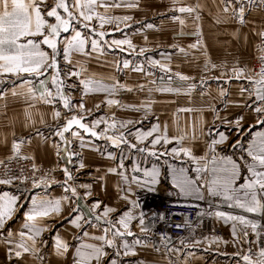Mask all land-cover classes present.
Returning <instances> with one entry per match:
<instances>
[{"label":"snow or ice","instance_id":"obj_1","mask_svg":"<svg viewBox=\"0 0 264 264\" xmlns=\"http://www.w3.org/2000/svg\"><path fill=\"white\" fill-rule=\"evenodd\" d=\"M220 2L224 5L223 12L228 13L231 10L240 23L245 22L247 11L254 8L264 10V0ZM140 6V0H0V83H5L8 77H14L21 81L18 87L27 89V99L52 106V118L58 122L52 135L58 137L65 145L61 148L56 144V154L58 158H66V164L61 169L64 174L62 182L56 181L52 175L55 169L37 175L41 170L35 163V157L21 153L23 137L19 143L14 139L11 143V154L0 158V167L3 168L0 186H13L19 193L0 191V235H3L8 223L27 203V211L24 212V222L21 225L23 230L18 233L7 230L4 242L8 245L9 258L22 259L24 255L32 254L40 264H44L45 257L41 249L47 242L42 239V235L51 230L47 221L54 218H62L70 227L77 229V238L82 234L92 241L82 242L75 247L73 264H124L125 258L136 257L139 251L146 249L160 253L167 259V264H175L170 258L172 254L179 259L185 249L199 247L206 242L209 247L213 244L228 243L216 235L196 237L195 230L200 225L194 226L188 216H184L182 223L174 225L177 230L187 229L190 233L189 236L175 238L179 241V247L167 231L156 232V222L165 221L166 216L163 213H152L150 220L141 210V203L133 198L136 189L150 193L157 191L162 174L160 167L155 163L150 168L142 169L133 161L132 174L129 175L124 160L130 158L121 156L115 167L107 168V173L120 177L117 191L119 199L125 203L124 209L95 199L92 186L77 185L72 170L67 166L73 162V157L78 155L69 150L72 143L68 138L70 135L79 141L82 148L94 149V141L102 140L119 149L121 154L125 149H129L156 161L164 159L167 164L166 174L170 177L175 194L186 201L179 206L194 209L198 219L209 217L226 225L230 224L232 245L238 247V251L232 255L237 258L239 264H264V131L257 132L245 146L238 138L245 131V117L239 116L229 120L227 117H221L219 111L213 108L216 119L220 120L230 133L235 132L237 138L232 141L231 136L224 131H214L218 127L215 123L206 130L201 127V134L208 139L204 141V154L198 156L191 143L185 144L186 140L200 139V136L196 135L195 122L191 125V137L187 129H182L179 134L174 135L170 133L167 123H160L159 116L153 109V104L157 101L151 98L152 93L191 95L197 84L190 83L194 81L193 77L173 70L171 54L160 53L161 59H156L148 55L150 50L147 47H138L128 37L108 39L113 37L115 32H123L121 24L130 27L128 22L134 20L132 15H112V11L121 8L139 10ZM202 7L199 2L191 5L184 3V0H170L169 11L189 16L195 14L194 18L199 20L197 9ZM171 19L178 20L181 25L185 23L177 15H173ZM146 27L151 29L154 25L147 24ZM193 34L200 35L199 31ZM180 35L185 33L181 32ZM258 35L264 38V31ZM144 40L147 44V36ZM199 43L198 40L196 44L189 45V48H196ZM117 51L143 59H105L104 64L114 67L117 72L130 70L140 73L149 78L147 84L138 83L133 87L120 82L115 76L107 77L111 82L105 83L103 79L97 78L96 73H90L80 60L73 61L75 55L99 61ZM179 51L184 53L185 49L179 48ZM259 59L261 66L258 72L252 73L251 69L246 71L245 68L236 66L230 71L236 79L244 77L251 85L240 89L242 94L247 93V100L242 106L255 113L256 125L264 127V56ZM205 67L207 68V63ZM216 67L212 65L213 69ZM154 69L163 75L157 77ZM226 75L227 73H221V76ZM73 78L78 84L67 83ZM205 83L207 81L201 77L200 86ZM77 86L80 87L81 97L79 102L73 103L68 89H75ZM145 89L149 94L148 98L138 104L124 103L115 98L121 92ZM92 93H104L106 96L105 100L94 105L97 111L106 104L143 115L138 120L119 119L115 113L96 116L93 109L86 107L84 99ZM220 94L225 96L227 93L222 89ZM12 95H19L15 88L12 89ZM3 96L4 90L0 89V98ZM57 105H62L63 109L68 110V114L63 118ZM177 111L191 112L193 109L180 108ZM26 116L31 119L27 110ZM149 116H153L156 122L149 128H144V121ZM61 119L62 123L59 122ZM41 123H45L43 118ZM36 132L44 141L49 139L39 129ZM4 143H7L6 138ZM218 146L230 147L233 151L231 154H223L222 150H218ZM106 156L108 159H116L111 151H108ZM166 158L181 161L187 159L195 166L191 169L175 167L168 163ZM22 160L33 161L31 175H25L23 168L16 174L11 167L13 161ZM85 167L81 161L79 168ZM28 182L31 183V188L24 187ZM55 184L60 185L63 194L50 197L48 192ZM38 189L40 192L36 193L35 190ZM90 200L91 203H88ZM200 201L206 202L208 207L202 209L197 203ZM65 212L68 213L67 216H64ZM169 227L173 225L169 223ZM88 229H95L96 234ZM134 229L141 235L138 236ZM16 235L20 237L19 242L14 239ZM156 235L159 236V245L152 243ZM128 238H132L131 241ZM53 241L54 254L60 257L66 256L72 247L60 235L54 236ZM187 255L192 253L188 252ZM139 264H146V261L140 260Z\"/></svg>","mask_w":264,"mask_h":264},{"label":"crops","instance_id":"obj_2","mask_svg":"<svg viewBox=\"0 0 264 264\" xmlns=\"http://www.w3.org/2000/svg\"><path fill=\"white\" fill-rule=\"evenodd\" d=\"M223 7L224 5H217L215 7V19L213 22H206V24L203 25V33L205 34V38H208L209 42L214 47L212 52L215 53L216 58H220L222 60L231 59L234 62V66H237L242 61H246L248 58L250 59L253 56L257 42L261 38L258 33L264 31V21L262 22L257 15L263 14L264 12L257 8L247 11L245 15V22L240 23L238 18L232 15L231 10L228 13H224ZM123 38H125V36ZM110 55L111 53L106 57H102L99 61L94 58L87 60L82 56L75 55L73 57V61L75 62L76 60H80L90 73H96L97 78L103 79L105 83H110L111 81H109L107 77L116 76L117 74L114 67L104 64L105 59L110 61ZM58 59L60 58L58 57ZM249 59L244 63L245 67L243 68H245L246 71L249 69L247 64ZM61 64H64L62 59ZM134 74L137 73L134 72ZM13 81H15V83H13ZM119 81L126 83L122 81L121 78H119ZM245 81L242 85L251 87V85ZM67 83L78 84L75 78L67 81ZM20 84L21 81L16 80L14 77H8L5 83H0V88L3 87L2 89L4 90V96L3 98H0V158L11 154L10 148L14 139L19 143L20 138L23 137L24 142L21 144V153L35 157L36 164L41 168V171L38 172L37 175H41L45 171L55 169V171L52 172V175L56 181L62 182L64 180V174L61 169L66 164V158L57 157L55 145L59 144L61 148L65 147V145L60 142L58 137L52 135V131L58 123L52 118V106L45 105L39 101L27 99V89L18 87ZM126 84L130 85L131 83ZM235 87L236 85L232 84V97L234 98V104H232L234 105L232 120L239 116L245 117L243 121L245 131L243 135H240L238 138L245 143V146H247V143L252 140L253 136L257 132L264 131V127L255 124V113L242 106L245 101L234 97L236 95L234 94ZM13 88L16 89L19 95H12ZM68 91L72 96L73 103L79 102L81 97L80 87L77 86L75 89H68ZM124 95L127 96V92H121L115 98L122 100L124 103H138V100L136 99L127 100ZM105 98L106 96L104 93H92L85 96L84 99L86 107L93 109L96 116L115 113L116 117L119 119L138 120L141 118L142 113L124 110L117 106H108L106 104L97 111L94 105L105 100ZM31 104H34L35 106L29 107ZM56 107L61 110L62 118L68 114V110L63 109L62 105H57ZM26 110L27 113L31 115V119H28L26 116ZM41 118H43L45 123H41ZM163 121L173 123L174 116L172 115L171 117L169 115V110H167V114L164 116ZM186 121L190 122L189 119H186ZM59 122L62 123L63 120L61 119ZM152 123H150V125L144 124L143 127L149 128ZM37 129H39L45 137H49V139L44 141L37 135ZM13 133L15 135H13ZM231 134V140L233 137L235 140L237 138V134L235 132H232ZM5 138L7 140L6 144L4 143ZM68 138L72 141L69 146V150L77 153L78 155L74 156L73 162L67 166L72 170L73 175L75 176V183L77 185L90 184L92 186L95 199L102 200L105 204L110 206L124 209L125 203L119 199V193L117 191V185L120 183V177L115 174L107 173V168L115 167L121 156H127L130 159H125L124 163L129 175L132 174L131 168L133 167V161L139 164L142 169L150 168L152 164L155 163L158 167H160L162 174L161 183L157 185V191L155 192H157L160 197L172 194L179 200L184 201L175 194V190L171 186L170 177L166 174L167 164L164 163V159L156 161L154 158L137 154L134 150L129 149H125L121 154L119 149L113 148L110 144L102 140L94 141V149H90L88 147L82 148L78 140L73 139L70 135H68ZM108 151L113 152L116 159H108L106 156ZM237 155H239V153H237ZM166 159H168V163L173 164L175 167H186L191 169L195 166L187 159L183 161L172 160L171 158ZM81 161L86 165L83 169L79 168ZM98 177H104L105 179L99 180L97 179ZM24 187L31 188V183H26ZM0 191H10L14 194H19L17 193L16 188L11 186H0ZM35 192L39 193L40 190H35ZM135 192L136 194L138 192L142 193L139 197L135 194L133 198L137 199L141 203V210L144 211L148 191L136 189ZM81 193H83V189H81ZM62 194L63 191L59 184L53 185L48 192L50 197H59ZM88 203H91V200L88 201ZM25 211H27V203H25L24 209L19 211L14 219L8 223L7 230H11L14 233H18L23 230L21 225L24 222ZM67 215L68 213L65 212L64 216ZM47 223L49 224L51 230L44 232L42 235V239L47 242L41 249L45 257L44 264H73L75 247L82 242H92L90 238H86L82 234H79L77 238V229L70 227L62 218H54L48 220ZM218 224L224 231L225 224L220 221H218ZM7 230H4L3 237L0 238V264H40V262L32 254H26L22 259H16L15 257H12L11 259L9 258L8 245L4 242L5 237L7 236ZM88 230L96 234L95 229ZM135 231L138 236L141 235L138 230ZM56 235L63 237L72 246L66 256L60 257L54 254L53 237ZM14 239L19 242L20 237L16 235L14 236ZM128 239L131 241L132 238ZM152 243L159 245V242L154 238L152 239ZM177 247H179V244ZM236 251H238V247H233L231 241L226 245V247L220 246V244H213L209 247L206 242L199 247L185 249L179 259H177L175 254H172L170 258L175 262V264H184L185 257L186 264H206V260L209 261L208 258L212 256V264H228V260L233 258L230 256ZM188 252H191L192 255L186 256ZM224 256L228 257L227 260L223 259ZM140 260L146 261V264H167V259L152 249L141 250L136 257L125 258L124 264H139ZM232 264H239L236 257L233 258Z\"/></svg>","mask_w":264,"mask_h":264},{"label":"rangeland","instance_id":"obj_3","mask_svg":"<svg viewBox=\"0 0 264 264\" xmlns=\"http://www.w3.org/2000/svg\"><path fill=\"white\" fill-rule=\"evenodd\" d=\"M197 2L203 6L202 8L197 9L200 17L199 20L194 18L195 14L189 16L188 14L169 11L170 0H140L141 6L139 10H127L123 8L114 9L111 13L112 15H132L134 20L128 22L131 25L130 27H124V25L121 24L123 32H115L114 36L108 37V39H122L124 36L128 37L132 39L133 43L138 47H147L150 50L148 55H152L156 59H161L160 53L171 54V65L173 70L194 78V81H190V83L195 82L197 88L192 91L191 95L183 93L161 94L153 92L151 98L157 101V103L153 104V109L156 115L159 116L161 124L167 123L166 121H163L164 116L167 114V110H169V115L171 117L172 115L174 116L173 123H167L170 127L169 131L171 134L176 135L179 134L180 130L187 129L188 135L191 137V125L195 122L196 135L200 136V139L197 141L186 140L185 144L187 145L191 143L194 147L195 154L199 156L204 154V141L208 139L207 136L201 134V127L206 130L209 126L215 123L218 127L214 129V131H224L226 134H229L230 136L232 135V132L230 133L227 131L228 128L223 126L220 120L216 119V113L212 109H217L221 117H227L229 120H232V114L234 113V105H232L234 104V98L232 97V84L236 85L234 90V94H236L234 97L236 99L240 98L243 101H246L247 94H242L240 91L241 87H244L242 85L245 81L244 77L236 79L234 74L230 71L234 66V62L231 59L222 60L216 58L215 53L212 52L214 47L209 42V39L205 38V34L203 33V25H205L206 22H213L215 19V7L217 5H223L220 0H184V3L191 5H195ZM100 11H103V9H100ZM260 11L264 12V10ZM173 15L180 16L185 23L181 25L178 20H172L171 17ZM257 17L260 18L262 22L264 21V13L257 15ZM147 24H152L154 27L149 29L146 27ZM108 27L111 26H106V28ZM197 31L200 33L199 36L193 34ZM181 32L185 33V35H180ZM145 36L148 38L147 44H145ZM198 40L200 43L196 48H189V45L196 44ZM179 48H184L185 52L181 53ZM110 56V61L115 58H127L129 60L135 59L137 61L143 59L142 57H136L134 55L129 56L127 53L126 55L125 53L121 54L118 51L111 53ZM246 61H242L236 67H245L244 63ZM206 63L207 68L205 67ZM213 64L217 66L215 69L212 68ZM153 71L156 72L157 77L163 75L158 70L154 69ZM222 72L227 73V75L221 76ZM229 76L232 78L229 79ZM115 77L118 80L121 78L122 81L131 83L130 85L133 87L138 83L147 84L149 79L142 76L140 73L134 74V72L130 70L117 72ZM201 77H204L207 81L202 87L200 86ZM216 77H220V79H216ZM177 84H179V82H177ZM148 86L152 87V85ZM222 89L227 93L225 96H221L220 94ZM201 93H203V95H201ZM148 95L147 89H145L144 91L136 90L134 92H127V96L124 95V97L127 98V100L136 99L138 100V103H140V101L148 98ZM180 108H191L193 111H177V109ZM184 118L189 119L190 122L186 121ZM202 121L205 123L202 124ZM152 122L155 123L156 120L153 116H149L148 119L144 121V124L150 125ZM232 141H234V137L232 138ZM218 150H222L223 154H231L233 151L230 147L225 146H218ZM159 199L161 201L186 203V201H181L172 194L161 196ZM197 203L207 204L206 202ZM223 232L224 233L221 236L223 240L228 241V243L231 241L232 243L230 224H225ZM2 237L3 235H0V238ZM219 244L223 247H226L227 245L224 243ZM230 257L234 258L233 255ZM227 258L228 257L225 256L223 257V259L226 260ZM233 258L228 260V264L233 263ZM208 259L209 261L206 260V264H212V256Z\"/></svg>","mask_w":264,"mask_h":264},{"label":"built area","instance_id":"obj_4","mask_svg":"<svg viewBox=\"0 0 264 264\" xmlns=\"http://www.w3.org/2000/svg\"><path fill=\"white\" fill-rule=\"evenodd\" d=\"M264 56V38H260L257 42L255 51L253 56L249 59L247 62L249 69L252 70V73L258 72L260 70V59L259 57ZM251 73V74H252ZM33 161L31 160H22L19 162L13 161L11 167L16 172V174H19V171L21 168L24 169L25 175H31V165ZM36 163V162H35ZM38 166V165H37ZM39 167V166H38ZM41 170V168L39 167ZM3 173V168L0 167V174ZM13 187V186H11ZM142 193L138 192L136 196H141ZM149 198V201H148ZM160 196L157 194V192H149L147 194V202L145 204V213L148 215L149 219L151 220V214L152 213H163L166 216L165 221H157L156 222V232H165L167 231L174 239L173 242L178 245L179 241L175 238L177 236H189L190 233L187 229L185 230H177L174 225L176 223H182L184 216H188L195 226L196 224H199L200 226L196 228L195 230V236L201 237V236H222L223 230L218 224V221H216L214 218L209 217H203V218H197L195 216V210L188 208V207H181L179 205L184 203H175L170 201H161ZM201 208H207V204H200ZM172 213H178V215H172ZM169 223L173 225V227H169ZM156 241H159V236L156 235L153 237Z\"/></svg>","mask_w":264,"mask_h":264}]
</instances>
